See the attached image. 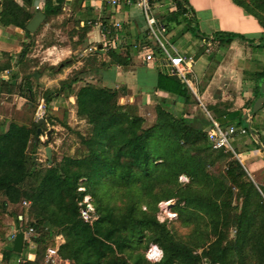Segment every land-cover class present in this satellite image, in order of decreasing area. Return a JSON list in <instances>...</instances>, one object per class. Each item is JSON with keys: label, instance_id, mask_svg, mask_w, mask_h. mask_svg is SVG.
Instances as JSON below:
<instances>
[{"label": "trees", "instance_id": "obj_1", "mask_svg": "<svg viewBox=\"0 0 264 264\" xmlns=\"http://www.w3.org/2000/svg\"><path fill=\"white\" fill-rule=\"evenodd\" d=\"M36 1L0 0V25L18 28L31 39L21 41L15 62L8 51L0 52V95L17 94L28 108L36 104V82L26 54L39 29L30 33L26 24ZM172 1L176 11L169 22L187 12L186 0ZM39 2L45 22L64 11L65 0ZM81 2L71 5L83 17ZM233 2L257 18L263 28L258 42L239 33H215L213 40L229 44L239 39L264 48V0ZM90 28L86 18L73 19L68 35L77 36L74 44L84 45ZM54 45L44 42L45 47ZM111 45L107 56L120 62ZM71 64L67 59L50 68L60 73ZM100 66L108 68L104 61ZM77 73L62 79L59 88L44 89L41 98L48 106L64 89L73 90L76 115L90 127L87 135L77 133L79 154L52 156L42 166L32 156L41 142L36 136L43 133L41 128L37 134V121L30 116L24 122L0 120V216L12 215L16 232H34L16 253L8 239L16 232L0 222V264H43L47 248L54 246L72 264H264V185L254 182L234 153L213 148L202 125L163 103L156 105L155 123L146 126L142 116L119 103L118 89L84 82L74 90L81 81ZM164 80L159 88L189 94L180 77ZM229 114L230 124L243 125L252 135L249 149H261L258 133L248 131L243 114ZM86 195L94 208L92 221L80 213ZM171 199L177 218L160 221L158 204ZM151 244L162 252L156 261L145 255Z\"/></svg>", "mask_w": 264, "mask_h": 264}, {"label": "crops", "instance_id": "obj_2", "mask_svg": "<svg viewBox=\"0 0 264 264\" xmlns=\"http://www.w3.org/2000/svg\"><path fill=\"white\" fill-rule=\"evenodd\" d=\"M72 1L65 0V3L71 4ZM186 1L185 14L190 17L191 12L197 24L204 27V31L209 34L204 35L201 40L192 35L188 36L187 26L184 27L180 22L176 37L169 33L170 31L164 30V25L171 19L170 14L176 11V5L172 0H163L160 3L159 7L163 9L161 13L156 4L154 8L161 25V35L166 40L170 52L192 56V60L196 58L199 63L197 74L190 82V86L186 84L189 94H176L158 87L159 82L165 83L164 77L175 74L170 73L164 64L161 48L147 35L146 24L142 27L144 17L141 11L139 12V7L127 4L125 0H119L117 5H112L107 0H82L80 9L83 16L93 13L92 19L100 17L103 21V28L90 26L84 46V49L92 48L88 52L94 51V48L95 51L97 49L102 51L101 60L108 68L101 67L103 72L100 75V84L118 89L120 103L131 107L134 113L142 116L146 126L155 123L156 105L163 103L171 111L194 119L197 126L202 125L206 129L207 112L210 114L206 107L208 103L215 111L226 113L240 111L245 114L246 117L243 119L248 121L247 124L249 123L259 136L264 137V105L257 112H252L255 100L262 94L259 83L264 80V48H254L245 40L235 39L229 44L216 40L214 52L211 49L213 33L222 35L239 33L257 43L263 28L257 18L235 4L233 0ZM36 4H40L39 0ZM115 22H119L120 25L115 26ZM94 29L98 31L96 37L93 36ZM2 31L12 32L18 39L23 34L22 30L12 26H0V32ZM176 39L178 42L175 43ZM110 42L120 54V62L110 60L107 56ZM69 49H72L71 46L64 50L62 48L61 51L69 52ZM209 52L211 55H206ZM148 53L152 54V59L146 58ZM210 117L217 121L212 115ZM231 125L236 127L234 124L226 127ZM252 138L249 134L234 135L236 154L249 175L252 177L257 175L262 179L264 151L254 147L249 149ZM262 146L264 147L263 144Z\"/></svg>", "mask_w": 264, "mask_h": 264}, {"label": "rangeland", "instance_id": "obj_3", "mask_svg": "<svg viewBox=\"0 0 264 264\" xmlns=\"http://www.w3.org/2000/svg\"><path fill=\"white\" fill-rule=\"evenodd\" d=\"M154 2L159 7L160 3L163 2V0H154ZM35 5L36 3L33 5V10L38 11L39 9L34 8ZM159 8V12L161 13L163 9H161V7ZM74 9L75 7H72L71 4L66 5L65 3L64 11L61 15L52 17L47 22H45L44 19V21L37 28L39 29V32L34 36V44L32 45L30 51L26 54V58L28 59L27 62L29 64L28 72L30 71L38 73L37 79L35 77H32V80L36 82L34 86L36 104H30L31 107L28 108L25 106L26 99L17 94L11 96L10 98H7L6 94L0 95V120L4 118L6 121L15 120L18 122H24L25 118L29 116L34 121H38L39 119L44 120V123L41 124L42 126L40 125V128H42L43 130V133L39 136L41 142L38 144L36 151L32 153V156H34L36 162L42 166L47 165V156L45 153L46 146H49L51 149V157L55 156L58 159H60L63 155L79 154L82 150V146L80 144L79 136L77 135V133L87 135L90 128L84 119H81L76 115L75 98L74 93H72L73 90H70V92H68L67 89H64L60 95H58L57 97L55 96L52 99L48 106L45 105L44 100L41 98L42 91L46 88H59L60 81L62 79L70 77L79 71H82L80 73H77L79 77H81V81L74 84V90L84 82H91L94 84H100L101 82L100 75L103 72L100 66V63L102 61V51L97 52L94 50L92 52H88L86 49H84L85 44H74V42L77 41L76 35L74 39L70 38L68 35V31H70L73 27V19H83L86 17L92 19L93 13L92 15H84L83 17H80L77 13L74 12ZM69 17L70 20H67ZM179 22L184 27L187 26L186 31L189 32L188 36L192 35L195 38L201 40L204 35H209L206 31H204V27L197 24L195 18L191 15V12L190 17L186 14L177 15V20H175L174 18L173 20H171V22L168 21L163 28L166 32L170 31L169 33H172L176 37ZM142 23V27H144V20ZM97 32V29H94V37L98 35ZM213 35H215V33H213ZM0 37V41H2L0 52L8 51L12 55L13 62H15L19 57V53L21 50V41L23 39H26L25 41L27 42L31 41V39L25 37L23 34H21V38L18 39L17 35L12 34V32L8 33L6 31L0 32ZM152 39L155 41L154 38ZM174 39L171 40L173 41ZM45 41H55L56 45L45 47ZM176 42H178L177 39L175 40V43ZM70 46L72 49H69V52L62 53V48L64 50L65 48H68ZM215 46L216 40H212V52H214ZM206 55H211V53H206ZM67 59L72 61V64L70 66L64 67L60 73H54L53 69L50 68L51 65H56L59 62ZM198 64V60L194 58L192 60L193 71L187 75L190 82H192L193 78L197 74L196 72ZM3 75L4 77H6L8 75V72H4ZM260 85L261 82L259 83V86ZM206 107L210 110V114L217 120V123L221 127H226L228 124H230L229 120L232 119V116L228 112L226 113L215 111L213 107L208 105V103H206ZM210 114L207 112L206 116V120L208 121L209 125L211 122ZM47 131H50L49 136L46 135ZM233 137L234 136L231 137V142L236 151V144L233 141ZM259 137L261 140H259L260 143L264 145V137L262 135H260ZM235 157L237 158V155ZM183 178L181 179L186 181ZM251 178L257 185H264V177L260 179L257 175H253V177L251 176ZM84 197L87 198L90 197V195H86ZM168 201H161L158 204L159 210L157 212V217L160 221H171L177 218L176 213H174L171 209V205L174 204L175 200L171 199V205L167 204ZM0 222L5 229H8L9 226L13 227V229L10 228L12 230V234L16 232V229L14 227V218L9 213L1 215ZM33 233L34 232L32 231L28 235V239L31 235H33ZM47 253L45 254V258L47 256ZM145 255L151 261H156L161 256V250L158 248V246L151 244L145 250ZM43 264H45V259Z\"/></svg>", "mask_w": 264, "mask_h": 264}, {"label": "built area", "instance_id": "obj_4", "mask_svg": "<svg viewBox=\"0 0 264 264\" xmlns=\"http://www.w3.org/2000/svg\"><path fill=\"white\" fill-rule=\"evenodd\" d=\"M112 5L119 4V0H107ZM127 4H135L139 7L147 28V35L154 38L157 45L161 48L162 53L164 55V64L168 67L169 72L180 77L187 85L190 86V81L188 78V74L192 71V56L181 55L179 53L172 54L168 49L167 42L161 35V25L159 20L156 17L155 12V2L154 0H125ZM35 9H39V5L36 4L34 6ZM86 24L90 26H96L98 28H103V21L100 17L95 19L86 20ZM115 26H119V22L114 23ZM87 51H91L92 48L86 49ZM85 50V51H86ZM95 50V48L93 49ZM147 59H152V54H146ZM210 129L207 130V137L211 144V146L215 149H224L226 151H231L237 155L235 149L231 142V137L236 134H246V128L244 127H234L233 125L225 128L221 127L217 121L213 118H210ZM184 177V176H183ZM181 177V178H183ZM183 179L187 180L186 177ZM82 189V187L80 188ZM84 197L83 206L80 209L81 216L86 221H92L94 218V208L91 202V197ZM26 204V202H23ZM32 228H29L27 232H24V240L28 239V235L32 232ZM14 235V233H13ZM48 252V253H47ZM151 252V250H150ZM47 256L45 258V264H72L71 261L67 259H62L58 254V248L56 246L49 247L46 251ZM162 255V252H161ZM161 257V256H160ZM159 257V258H160ZM158 258V259H159ZM157 259V260H158Z\"/></svg>", "mask_w": 264, "mask_h": 264}, {"label": "water", "instance_id": "obj_5", "mask_svg": "<svg viewBox=\"0 0 264 264\" xmlns=\"http://www.w3.org/2000/svg\"><path fill=\"white\" fill-rule=\"evenodd\" d=\"M45 19V14L43 11L38 10L34 13V15L32 16V18L28 21V23L26 24V29L30 32V33H34L36 31V29L39 27V25L44 21ZM101 46V45H100ZM33 76L37 79L38 77V73L37 72H33ZM261 95L255 100L253 106H252V112H257L258 110H260L263 105H264V80L261 82ZM246 115H243V118H245ZM38 125H41L42 123H44V120L39 119L37 121ZM247 128L248 131L251 132L252 128L250 126V124H247ZM208 129H210V126H207V128L205 129V131H207ZM41 128L38 127L37 128V134H40ZM50 131H47L46 135L49 136ZM39 139V136H36V140ZM258 143H260V141H258ZM261 149L264 151V147L261 145ZM45 153L48 159L51 158V149L49 146L45 147ZM33 160H35L34 156H33ZM168 205H171V200H169L167 202ZM9 240L12 241V250L16 253H20L22 252L23 249V244H24V232L23 231H17L14 235V237L9 236L8 237Z\"/></svg>", "mask_w": 264, "mask_h": 264}]
</instances>
